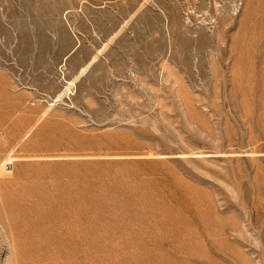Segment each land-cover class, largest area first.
I'll list each match as a JSON object with an SVG mask.
<instances>
[{"label":"rangeland","instance_id":"1","mask_svg":"<svg viewBox=\"0 0 264 264\" xmlns=\"http://www.w3.org/2000/svg\"><path fill=\"white\" fill-rule=\"evenodd\" d=\"M0 264H264V0H0Z\"/></svg>","mask_w":264,"mask_h":264}]
</instances>
